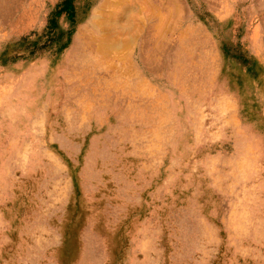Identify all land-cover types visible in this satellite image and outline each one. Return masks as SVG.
Wrapping results in <instances>:
<instances>
[{
  "label": "rangeland",
  "instance_id": "374dc122",
  "mask_svg": "<svg viewBox=\"0 0 264 264\" xmlns=\"http://www.w3.org/2000/svg\"><path fill=\"white\" fill-rule=\"evenodd\" d=\"M0 264H264V0H0Z\"/></svg>",
  "mask_w": 264,
  "mask_h": 264
}]
</instances>
